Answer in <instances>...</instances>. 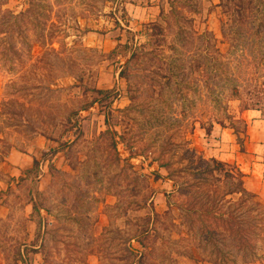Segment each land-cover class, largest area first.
<instances>
[{
	"label": "rangeland",
	"instance_id": "374dc122",
	"mask_svg": "<svg viewBox=\"0 0 264 264\" xmlns=\"http://www.w3.org/2000/svg\"><path fill=\"white\" fill-rule=\"evenodd\" d=\"M221 2L0 6V165L39 161L28 177L0 169V264L264 260V204L199 146L264 108V0ZM30 7L40 30L2 26Z\"/></svg>",
	"mask_w": 264,
	"mask_h": 264
},
{
	"label": "crops",
	"instance_id": "0c3cea01",
	"mask_svg": "<svg viewBox=\"0 0 264 264\" xmlns=\"http://www.w3.org/2000/svg\"><path fill=\"white\" fill-rule=\"evenodd\" d=\"M243 121L244 132L237 133L226 127L215 126L209 132H206L205 137L200 140L202 144H199V146L202 145L201 151H204L209 159L235 168L236 172L243 176V189L255 195L264 204V108L246 110L243 114ZM3 159L0 169L5 168V173L13 177L14 172L17 171H19V174L23 173L28 177L34 169L39 168H34V162L39 163L36 155L31 156L12 152ZM30 204L32 208L30 220L35 224L34 239L30 245L31 249L36 251V245L38 244V242H34L36 232L41 233L40 228L42 225L35 219L32 200H30ZM1 214L2 211L0 210V216ZM40 217L42 218V215ZM45 223L46 221L43 224ZM23 252L28 254L25 250ZM249 264H264V260Z\"/></svg>",
	"mask_w": 264,
	"mask_h": 264
},
{
	"label": "trees",
	"instance_id": "16d2710c",
	"mask_svg": "<svg viewBox=\"0 0 264 264\" xmlns=\"http://www.w3.org/2000/svg\"><path fill=\"white\" fill-rule=\"evenodd\" d=\"M16 1H23V0H16ZM28 1V0H27ZM9 2V0H0V6H3V5H6L7 3ZM26 4V3H25ZM31 4V3H30ZM221 4L223 5H225V3H224V0H222V2H221ZM226 6V5H225ZM227 7V6H226ZM237 13H239V12H237ZM8 14L10 15V18H8L7 20H3L2 21V23H3V25L2 26H5V25H7V27H13V28H15V30H16V32H17V34H18V36H21V28H24L25 26L26 27H32L33 25H34V28H38V30H40V26H39V21H38V18H37V16L33 13V9L30 7L29 9H26L25 11H21V12H19L18 14H13L11 11H9L8 12ZM240 16H242V14H240ZM10 20V22H8ZM157 27H158V25H152V29H157ZM7 31H8V33H12V34H15L14 33V31H10V29H7ZM7 33V32H6ZM6 33L4 32V34L6 35ZM0 34L2 35L3 34V32L2 31H0ZM150 35V34H149ZM151 36V35H150ZM6 37V36H5ZM12 36L10 35V36H7V38H11ZM5 41H6V39H4ZM46 39L44 40L43 39V37H40V38H36V42H38V43H40L42 46H46ZM50 44H52V43H50ZM59 45H60V50H58V52L57 53H60V52H62V49H64L63 47H65L64 46V43L63 42H60L59 43ZM47 46H49V45H47ZM52 50V52L53 53H55V50L54 49H51ZM96 93H100V94H111L112 92L111 91H96ZM213 163L215 164V165H217L218 167H223L224 166V164H221V163H219V162H216V161H214L213 160ZM36 167H38V162H34V168H36ZM238 176L242 179V175L241 174H238ZM243 194L245 195H248V196H251V197H253V198H256L257 199V197L255 196V195H252L251 193H248V192H246L244 189H243ZM261 205H263V204H261ZM263 207V209H264V205L262 206ZM34 211H36V209H35V207H34ZM183 212H184V210H183ZM259 226L261 227V230H259L261 233H264V217H262V219L260 218V224H259ZM145 232V231H144ZM146 233V232H145ZM144 234V233H143ZM142 234V235H143ZM260 236V235H259ZM262 251L264 250V236L262 237ZM139 244H140V246L143 248V244H144V242H143V239H140V241L138 242Z\"/></svg>",
	"mask_w": 264,
	"mask_h": 264
}]
</instances>
